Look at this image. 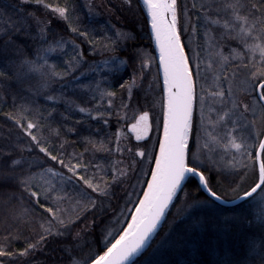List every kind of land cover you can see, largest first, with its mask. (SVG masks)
<instances>
[{
    "label": "snow or ice",
    "instance_id": "6c2138e0",
    "mask_svg": "<svg viewBox=\"0 0 264 264\" xmlns=\"http://www.w3.org/2000/svg\"><path fill=\"white\" fill-rule=\"evenodd\" d=\"M139 2L141 11L146 9L150 36L154 37L159 49L156 59L163 69L162 138L151 149L147 143L121 147V132L113 133L111 142L115 144V152L120 155L128 152L134 158L127 162L118 160L109 172L101 174L99 165L86 161L84 153L66 154L63 143L59 147L52 145L50 137L44 135L47 125L42 123L43 115L31 106L21 105L8 114L21 130L24 142L14 149L18 155L0 153L6 155L0 163V189L14 187L20 192V195L16 192L3 194L4 203L0 207L4 211L6 235L0 238V264H14L16 258L27 257L45 245L49 237L62 235L61 228L68 230L69 225L75 224L80 219L79 212L96 209L98 197L109 196L115 185L129 179L130 173L135 184L126 191L123 208L116 210L106 226V250L102 254L91 252L79 259L75 258L78 254H74L70 264H135L151 247L170 207L180 197L185 208L214 207L217 202L238 201L240 211L234 226H244L239 233L241 252L239 256L225 253L226 258L218 264H264V0H193L191 6L183 0ZM33 4L38 11H46L63 21L70 33L91 46L93 55L115 52L118 42L131 38L120 30H115L114 36L105 34L102 37L81 30L69 0H23L25 9ZM127 6L131 9L133 0H127ZM26 16L36 23L47 47L38 49L33 59L16 46L15 55L0 66V82L11 76L23 83L33 74H39L41 88H49L57 79L83 78L85 65L87 73L100 75L101 64H111L114 67L110 71H118L127 63L117 56L102 62H89L84 58V50L74 41H65L62 36L48 40L46 33L51 20L42 19L35 12H26ZM208 21L211 25H222L225 31L220 34L221 38L237 42V47L231 49V63L229 56L223 54L222 46L212 43L216 37ZM197 25L204 28L208 47L192 46ZM113 30L114 26L108 29ZM185 33L188 35L182 39ZM12 43L0 41V52ZM69 46L73 55L64 61L63 71H58L57 65L49 62V53L63 52ZM213 56L219 57L217 68H213ZM132 59L138 61L139 73L134 71L128 81L120 83L129 101L132 88L137 87L138 79H143V72L151 67L153 57L145 50L137 52ZM231 68L235 71H230ZM238 71L243 79L234 85ZM104 83H108V77L100 75L99 80L93 78L91 83L84 85L93 93L91 99L99 103L94 109L81 107L80 112L91 116L95 111V118H102L105 125L109 124L107 117L113 115L117 116V123L132 120L134 122L127 125L128 135H134L136 141L146 140L152 129L150 113L140 111L137 115L133 112L129 117L128 103L113 108V98L117 94L102 88ZM240 88L251 97L249 102L236 95ZM47 99L55 100L56 97L49 95ZM105 99L107 107L101 111ZM121 111L123 116L119 115ZM248 113L254 119H249ZM52 131L59 136L58 129ZM88 144L92 146L86 149L89 152L112 151L104 147L103 141L88 140ZM149 152L156 154L149 155ZM34 154L42 155L43 159H31ZM121 164L124 167H117ZM148 176L150 179H146ZM190 184H194V190L188 189ZM69 185L75 198L69 194ZM70 201L79 209L73 213L75 219L67 215L64 207ZM129 204L133 205L132 209L128 208ZM127 212L132 215L126 216ZM40 220L44 221L39 224L40 230L31 234V225ZM121 221H125L126 226ZM22 227L28 228L29 234L21 231ZM21 238L26 246L14 249L13 242Z\"/></svg>",
    "mask_w": 264,
    "mask_h": 264
},
{
    "label": "trees",
    "instance_id": "16d2710c",
    "mask_svg": "<svg viewBox=\"0 0 264 264\" xmlns=\"http://www.w3.org/2000/svg\"><path fill=\"white\" fill-rule=\"evenodd\" d=\"M183 2H187L191 6L193 0H183ZM69 3L74 6L75 16L78 18V26L81 30L89 31L95 37H102L105 34L114 36V31L120 30L131 38L118 42L115 52L93 55L91 46L87 42L70 33L63 21L48 15L46 11H38L35 4L25 9L23 0H0V41L10 40L13 42L11 47L0 52V66L8 62V57L15 55L16 46L29 53L33 59L38 49L47 47L39 34L36 23L26 16V12H35L42 19L52 21L46 33L49 41L61 36L65 41H74L84 50V58L89 62H102L111 56L125 60L127 63L121 65L118 71H110L114 67L111 64L108 66L101 64L103 71L100 75L108 77V83L102 84V88L116 92L117 95L113 98V108H119L122 103L129 104L127 109L129 117L133 112L138 115L140 111H148L152 118V124L154 120L159 119L158 135L154 138L151 129L146 140L136 141L134 135H128L130 129L127 127L134 121L120 120L117 123L116 115L107 117V113H105L109 119V124L105 125L102 118H95V111L91 116L88 113L80 112L81 107L94 109L99 103L98 100L91 99L93 93L89 92L84 85L91 83L93 78L99 80L100 75L87 73V65H85L83 71L86 75L83 78L57 79L51 83L49 88H41L42 81L39 74H33L23 83L17 82L11 76L6 81L0 82V153L18 155L14 149L24 142V137L15 121L9 119L8 114L14 113L21 105L27 104L34 111L43 115L42 123L47 125L44 135L50 137L52 145L59 147L63 143V150L66 154L84 153L85 160L90 161L93 165H99L102 170L101 174H103L109 172L110 167L116 161L127 162L134 158L128 152L122 155L115 152V144L111 142L114 140L113 133L121 132V147L125 145L143 146L147 143L148 148L151 149L161 139L162 81L150 36L146 9L141 11L139 0H133L131 9L127 6V0H69ZM193 21L195 22V16H193ZM181 23H183V17ZM113 26L114 30L108 31ZM203 33L204 28L197 25L196 46L207 47ZM185 36H187L186 33L182 35V39ZM145 50L153 57L151 67L144 70L142 80H137V87L132 88V96L129 101L128 93L120 88V83L128 81L134 71L139 73V63L132 58L136 56L137 52ZM72 55V49L69 46L63 52L58 50L57 53H49V62L56 64L58 71H63L64 61L70 59ZM209 75L211 76L210 73ZM76 76L79 77V73ZM49 95L56 99H47ZM246 97L249 98L248 95ZM106 107L105 99L100 110L103 111ZM119 115L123 116V112L121 111ZM54 129L59 130V136L52 131ZM88 140L103 141L104 147L112 149V151L98 149L91 152L86 151L92 147L88 144ZM156 153H158V148ZM156 153L149 152L148 154ZM24 155L27 158V153ZM5 159L6 155H0V163H3ZM31 159L42 160L43 157L34 154ZM117 167L122 168L124 165H117ZM145 170L147 171V168ZM146 179H150V176ZM141 183L143 184L144 181L142 180ZM134 184L135 178L130 173L129 179L125 183L115 185L109 196L98 197L97 208L87 212H79V209L71 201L65 204L64 207L68 210L67 215L73 216L75 219L73 213L79 212L80 219L76 220L75 224L69 225L68 230L61 228L62 235L49 237L45 245L31 252L27 257L16 258L14 264H70V257H73L74 254H78L75 255L76 259L91 252L102 254V251L106 250L104 248L106 226L110 224L116 210L123 208L126 199L125 193ZM188 189L194 190V184H190ZM68 191L75 198V193L72 192L70 185ZM137 191H141V189H137ZM13 192L20 195L19 190L14 187L0 189V206L4 203L3 194L10 195ZM182 199L180 197L171 207L164 225L153 238L151 247L136 259L135 264H218L219 261L226 258L225 253L227 252H231L233 256L240 255L242 244L239 233L244 230V226L243 224L239 228L234 226L240 211L239 204L225 207L217 203V206L214 207L185 208L181 202ZM17 207L19 206L17 205ZM128 208L132 209L133 205L129 204ZM38 215L39 210L37 209ZM125 215L130 217L132 212H127ZM251 218L249 217V219ZM197 220L200 223H197ZM43 222L40 220L38 223H33L31 234L34 235L35 231H39V224ZM121 224L126 226L125 221H121ZM5 227L4 211L0 207V238L6 235ZM21 231L27 235L30 230L22 227ZM25 246L23 238L13 242L14 249H22Z\"/></svg>",
    "mask_w": 264,
    "mask_h": 264
},
{
    "label": "rangeland",
    "instance_id": "374dc122",
    "mask_svg": "<svg viewBox=\"0 0 264 264\" xmlns=\"http://www.w3.org/2000/svg\"><path fill=\"white\" fill-rule=\"evenodd\" d=\"M209 26L211 27V31L213 36L216 37V40L213 41L212 43L217 44V47L222 46V50H223V54L226 56H229V63H231V49L236 48L237 47V42L231 40L230 38H221L220 34L223 33L225 30L223 29L222 25H211L210 21H209ZM187 34V33H186ZM188 35V34H187ZM207 41V40H206ZM192 46L196 47V34L194 39L192 40ZM206 46L208 47V42H206ZM186 49H188L187 45H186ZM185 49V50H186ZM212 51H215L216 49H211ZM213 68H217V61L219 60V57L213 56ZM230 71H235V68H231ZM211 76L213 75V73H210ZM243 79V75L242 73H240L239 71L237 72V76L236 79L234 80V85H237L240 83V81ZM156 87V86H155ZM236 95L239 96L240 99H242L245 102H249V99H251V97L245 92L243 91L242 88H240L237 92ZM246 95L249 96V98L247 99ZM241 96V97H240ZM157 104V102H156ZM158 105V104H157ZM248 118L249 119H254V117L252 116L251 113H248ZM159 119L154 120V123L152 124V131H153V137H157V133L159 132Z\"/></svg>",
    "mask_w": 264,
    "mask_h": 264
},
{
    "label": "water",
    "instance_id": "95a60500",
    "mask_svg": "<svg viewBox=\"0 0 264 264\" xmlns=\"http://www.w3.org/2000/svg\"><path fill=\"white\" fill-rule=\"evenodd\" d=\"M148 22H149V31H150V21L148 20ZM152 38V42H153V46H154V49H155V52H156V56H157V58H158V56H159V49L156 47V42H155V39H154V37H151ZM158 63V62H157ZM158 69H159V74H160V77H161V81H162V78H163V69H162V67H160L159 65H158ZM161 138H162V135H161ZM218 204H220L219 202H217ZM237 204H239V202L238 201H230L229 203H225V204H220V205H222V206H225V207H232V206H235V205H237ZM172 207V206H171ZM171 207H170V209H171ZM169 209V210H170ZM169 212V211H168ZM168 214V213H167ZM167 216V215H166ZM165 220H166V218H165ZM165 220L162 222V225H161V227L158 229V231L162 228V226L164 225V223H165ZM158 233V232H157ZM156 236V235H155ZM154 236V237H155ZM152 243V242H151ZM149 249V248H148ZM147 249V250H148Z\"/></svg>",
    "mask_w": 264,
    "mask_h": 264
}]
</instances>
